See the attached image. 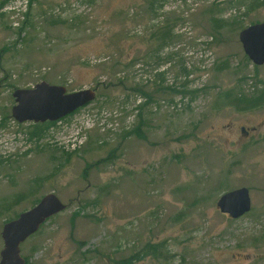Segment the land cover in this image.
I'll list each match as a JSON object with an SVG mask.
<instances>
[{
	"label": "rangeland",
	"instance_id": "1",
	"mask_svg": "<svg viewBox=\"0 0 264 264\" xmlns=\"http://www.w3.org/2000/svg\"><path fill=\"white\" fill-rule=\"evenodd\" d=\"M263 21L264 0H0V258L4 225L53 193L67 208L27 264H264V64L239 37ZM43 81L97 98L20 123L14 90ZM241 187L232 219L216 203Z\"/></svg>",
	"mask_w": 264,
	"mask_h": 264
},
{
	"label": "water",
	"instance_id": "2",
	"mask_svg": "<svg viewBox=\"0 0 264 264\" xmlns=\"http://www.w3.org/2000/svg\"><path fill=\"white\" fill-rule=\"evenodd\" d=\"M242 48L254 64H264V21L250 24L239 32ZM16 104L12 116L20 123L58 121L85 107L97 98L95 89L68 92L65 86L38 83L33 88H17L13 92ZM216 205L221 213L238 219L252 208L251 195L247 187L233 189L221 195ZM67 205L55 194H46L31 209L21 212L18 218L8 221L2 230L4 246L0 264H27L22 256L21 245L37 233L44 223L66 210Z\"/></svg>",
	"mask_w": 264,
	"mask_h": 264
},
{
	"label": "trees",
	"instance_id": "3",
	"mask_svg": "<svg viewBox=\"0 0 264 264\" xmlns=\"http://www.w3.org/2000/svg\"><path fill=\"white\" fill-rule=\"evenodd\" d=\"M256 2V1H255ZM255 2H253V4L255 3ZM252 4V5H253ZM217 5V4H216ZM215 5V6H216ZM254 6L255 5H253L252 6V9L254 8ZM256 6H258V4L256 5ZM214 20L215 21H220L219 23L220 24H215V28H214V30L216 31V32H220L223 28H224V26H223V24L222 23H224V20H222V18H219V17H215L214 16ZM170 21V20H169ZM167 22L163 27H158V28H156L157 30L155 31V33H154V35H155V38H156V40H158L159 41V43H158V46H167L169 43H171V42H174V41H177L176 39H178L179 38V36H180V34L179 33H176V25L175 24H173V23H171V22ZM171 21H176L175 19L174 20H171ZM185 70H186V67H185ZM122 81V80H121ZM121 81H119V82H121ZM110 84H114L113 82L112 83H110ZM143 91V90H142ZM144 93V92H143ZM144 94H146V95H148V96H150L149 94H147L146 92L144 93ZM264 95V93L262 94V96ZM236 100V102H245L246 103V106H248V104H249V102H251V103H254L253 104V106H256L257 104H258V102L259 101H256V100H253V102L252 101H248V100H239V99H235ZM252 106V107H253ZM249 107V106H248ZM154 250H155V248L154 247H152V249H151V253H154ZM149 252V253H150Z\"/></svg>",
	"mask_w": 264,
	"mask_h": 264
},
{
	"label": "flooded vegetation",
	"instance_id": "4",
	"mask_svg": "<svg viewBox=\"0 0 264 264\" xmlns=\"http://www.w3.org/2000/svg\"><path fill=\"white\" fill-rule=\"evenodd\" d=\"M244 129V128H243ZM249 134V133H248Z\"/></svg>",
	"mask_w": 264,
	"mask_h": 264
}]
</instances>
